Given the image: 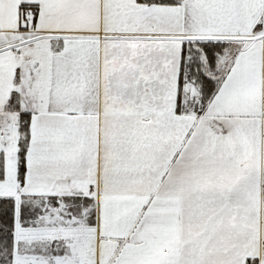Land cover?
Instances as JSON below:
<instances>
[{
    "label": "snow or ice",
    "instance_id": "obj_1",
    "mask_svg": "<svg viewBox=\"0 0 264 264\" xmlns=\"http://www.w3.org/2000/svg\"><path fill=\"white\" fill-rule=\"evenodd\" d=\"M0 264H264V0H0Z\"/></svg>",
    "mask_w": 264,
    "mask_h": 264
}]
</instances>
